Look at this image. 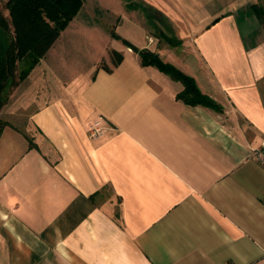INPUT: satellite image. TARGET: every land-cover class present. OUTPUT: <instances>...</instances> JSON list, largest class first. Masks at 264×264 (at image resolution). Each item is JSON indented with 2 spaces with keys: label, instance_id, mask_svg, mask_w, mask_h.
<instances>
[{
  "label": "crops",
  "instance_id": "obj_1",
  "mask_svg": "<svg viewBox=\"0 0 264 264\" xmlns=\"http://www.w3.org/2000/svg\"><path fill=\"white\" fill-rule=\"evenodd\" d=\"M121 1L148 43L115 34L220 111L178 100L180 82L142 66L107 25L80 22L81 8L0 111V264H264V168L251 157L264 143L258 0H133L185 32L166 52ZM72 33L100 53L61 79L57 56L46 59Z\"/></svg>",
  "mask_w": 264,
  "mask_h": 264
},
{
  "label": "trees",
  "instance_id": "obj_2",
  "mask_svg": "<svg viewBox=\"0 0 264 264\" xmlns=\"http://www.w3.org/2000/svg\"><path fill=\"white\" fill-rule=\"evenodd\" d=\"M85 1L9 0L5 2V0H0V111L9 95L45 56L60 34L75 18ZM123 1L127 8L139 9L150 28L156 29L158 22L167 32L173 33L168 19L157 9L133 0ZM13 8L21 12L14 11V15ZM8 11L12 12L7 14ZM253 11L264 29V0H258L253 5ZM111 35L137 53L142 66L155 67L172 80L180 82L183 90L177 94L178 100L188 105H200L217 112L220 111L216 103L199 91L191 77L172 64L164 62L158 54L146 49H136L116 35L114 31ZM165 41L170 46L175 45L168 38ZM111 55L114 57L115 65L122 60L116 52H112ZM104 69L109 70L105 67ZM7 125L0 120V132Z\"/></svg>",
  "mask_w": 264,
  "mask_h": 264
},
{
  "label": "rangeland",
  "instance_id": "obj_3",
  "mask_svg": "<svg viewBox=\"0 0 264 264\" xmlns=\"http://www.w3.org/2000/svg\"><path fill=\"white\" fill-rule=\"evenodd\" d=\"M7 1L9 0H5V2ZM100 5L103 8H107L109 10L108 11L109 13L106 14ZM81 8L82 10L78 17V20L80 22L90 21V22H95V23L97 22L103 25H107V27H109L111 32L115 29L114 30L115 33H117L118 35H120L121 37L129 41H132V42L134 41L133 43H140V44L148 43V37L144 34V32L142 30L136 29L135 26L130 23V20L128 18L130 14L127 12L121 0H113V1L89 0L88 2H86V5H84ZM14 11L16 10L13 8V14L15 15ZM11 12L8 11L7 14L8 13L10 14ZM19 12L21 11L19 10L16 11V13H19ZM119 16H121V20L116 25L115 19H117ZM141 16L142 15L140 14L139 19H141L142 21ZM165 18H167V16H165ZM144 24L146 26V23ZM157 24L158 25L156 29H152L149 26H147V31L149 30L148 32L155 37V42H157L159 49H161L162 52H166L167 50H169L171 46L166 44L165 39L168 38L170 39L172 43L177 45L178 42H180L179 41V38H181L180 35H183L185 32L180 31L178 33L179 35L177 36L176 32H173L172 34H170L169 32L165 30V28L161 26V24H159L158 22ZM115 25L116 27H114ZM93 35L95 37L92 39L97 38L96 40H101V38H98L97 33ZM156 36L158 38H156ZM60 40L61 41L58 43V45H56L54 49V53L52 51L47 55L46 61L48 62V60H50L49 56L51 55L57 56V60H55L56 62H54L53 67H55V71L59 74L61 79L65 77L67 78L68 76L71 75L73 71H78L79 69L88 71V69L91 68L90 62L100 53L99 44L94 45V47L93 46L90 47L89 45H86L85 43L86 38L76 33H72L70 35H67V34L63 35V37ZM88 40L90 41L91 38H88ZM98 42H101V41H98ZM62 56L66 60V66H63V67L60 66L61 64L60 58ZM111 59L112 60L114 59L112 55H111ZM160 59L163 60L164 58L160 57ZM38 70H42L41 67Z\"/></svg>",
  "mask_w": 264,
  "mask_h": 264
},
{
  "label": "built area",
  "instance_id": "obj_4",
  "mask_svg": "<svg viewBox=\"0 0 264 264\" xmlns=\"http://www.w3.org/2000/svg\"><path fill=\"white\" fill-rule=\"evenodd\" d=\"M88 132L92 138L96 139L101 137L104 133V126L102 125L101 120L93 122L90 125ZM251 157L255 162L264 168V143L251 150Z\"/></svg>",
  "mask_w": 264,
  "mask_h": 264
}]
</instances>
